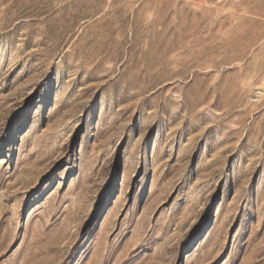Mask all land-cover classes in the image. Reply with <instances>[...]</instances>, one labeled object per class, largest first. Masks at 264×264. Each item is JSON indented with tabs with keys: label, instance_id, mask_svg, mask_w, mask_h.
<instances>
[{
	"label": "rangeland",
	"instance_id": "374dc122",
	"mask_svg": "<svg viewBox=\"0 0 264 264\" xmlns=\"http://www.w3.org/2000/svg\"><path fill=\"white\" fill-rule=\"evenodd\" d=\"M0 264H264V0H0Z\"/></svg>",
	"mask_w": 264,
	"mask_h": 264
}]
</instances>
